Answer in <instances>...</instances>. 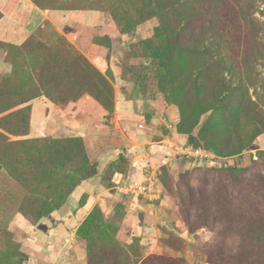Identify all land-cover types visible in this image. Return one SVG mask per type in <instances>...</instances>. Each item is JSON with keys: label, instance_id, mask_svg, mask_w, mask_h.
I'll return each mask as SVG.
<instances>
[{"label": "rangeland", "instance_id": "374dc122", "mask_svg": "<svg viewBox=\"0 0 264 264\" xmlns=\"http://www.w3.org/2000/svg\"><path fill=\"white\" fill-rule=\"evenodd\" d=\"M0 19L28 29L0 31V264H264V0H0ZM29 38L83 55L107 103L50 99ZM182 133L216 156L179 155ZM150 175L155 199L117 182Z\"/></svg>", "mask_w": 264, "mask_h": 264}, {"label": "trees", "instance_id": "16d2710c", "mask_svg": "<svg viewBox=\"0 0 264 264\" xmlns=\"http://www.w3.org/2000/svg\"><path fill=\"white\" fill-rule=\"evenodd\" d=\"M7 47L10 46L7 45ZM25 48L34 49L42 57L41 66L38 69V77L40 82L47 86L45 92L50 99L62 103L74 101L81 94L87 92L100 102L107 103V97L110 92L109 87L103 76L83 55L72 49L62 51L56 46L44 45L33 38L26 39L18 49ZM64 65L67 66L68 75L66 79H61L63 76L61 68ZM3 84L1 83L0 88H2ZM48 88L53 89L54 94L50 93ZM6 108L8 107L4 106L2 110ZM179 138L190 144L187 134H179ZM5 139V136L0 133V142L5 141ZM183 157L188 158L185 155Z\"/></svg>", "mask_w": 264, "mask_h": 264}, {"label": "built area", "instance_id": "2783aa9c", "mask_svg": "<svg viewBox=\"0 0 264 264\" xmlns=\"http://www.w3.org/2000/svg\"><path fill=\"white\" fill-rule=\"evenodd\" d=\"M175 148L179 155L193 157L198 160L213 159V157L215 156V154L203 147H194L190 144H187L184 139H180V141H178V144H176ZM117 182L118 185L126 191L143 195L149 199L157 198L160 193L156 180L152 175L146 177L142 181H123L120 177Z\"/></svg>", "mask_w": 264, "mask_h": 264}, {"label": "crops", "instance_id": "0c3cea01", "mask_svg": "<svg viewBox=\"0 0 264 264\" xmlns=\"http://www.w3.org/2000/svg\"><path fill=\"white\" fill-rule=\"evenodd\" d=\"M26 28H19L13 22H3L0 19V31H4L7 34L18 37V40H22L23 35L27 32ZM5 36L3 33H0V37ZM52 109L51 106L42 99H35L32 101L31 109V122L33 127L40 130L43 128L49 120L48 117H51Z\"/></svg>", "mask_w": 264, "mask_h": 264}]
</instances>
